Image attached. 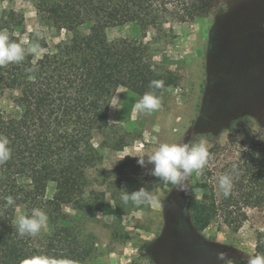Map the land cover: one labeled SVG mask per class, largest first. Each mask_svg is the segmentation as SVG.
I'll return each mask as SVG.
<instances>
[{"label": "trees", "instance_id": "1", "mask_svg": "<svg viewBox=\"0 0 264 264\" xmlns=\"http://www.w3.org/2000/svg\"><path fill=\"white\" fill-rule=\"evenodd\" d=\"M27 11L34 14L31 30L15 33L16 27L23 30ZM208 11L206 0H12L6 14L0 13V32L27 52L20 63L0 67V136L8 138L11 150L0 165V264H25L35 257L48 264H94L97 247L81 236L64 204L107 226L112 239L128 238V202L116 198L113 212L106 213L105 191L90 186L86 170L102 159L103 147L130 144L131 132L117 121L125 93L152 92L163 104L161 91L178 87L180 76L154 59L152 42L124 37L121 30L151 27L159 36L167 24L192 22ZM44 26L65 29L70 39L52 50L39 29ZM22 37L37 51H28ZM153 80L164 86L150 88ZM95 132L103 135L98 146L92 143ZM208 151L195 184L199 194L190 205L194 227L203 230L219 220L236 229L249 210H257L263 219L252 226L251 252L223 263L247 264L249 257L264 254V124L232 125L227 142ZM224 174L233 180L227 198L218 192ZM49 181L55 190L48 198ZM8 196L14 205L5 203ZM34 208L46 212L48 221L37 236L21 237L17 213L30 215Z\"/></svg>", "mask_w": 264, "mask_h": 264}, {"label": "rangeland", "instance_id": "2", "mask_svg": "<svg viewBox=\"0 0 264 264\" xmlns=\"http://www.w3.org/2000/svg\"><path fill=\"white\" fill-rule=\"evenodd\" d=\"M206 2L207 13L192 22H171L159 36L151 27L143 31L129 25L121 30L124 37L152 42L154 59L173 68L184 85L163 89L161 108L150 114L135 112L134 105L141 98L135 94L127 118L142 130L130 131V144L122 149L103 147L102 159L86 170L90 186L105 191L106 213L113 212L115 199H122L127 192L144 193L143 202L128 201L132 219L124 227L126 240L112 239L107 226L90 221L71 204L62 206L75 219L81 236L97 247L94 264H221L216 258L218 251L227 254L225 263L248 256L252 250V226L260 225L261 213L249 210L248 219L236 229L218 220L197 230L190 205L199 194L195 184L200 173L188 179L190 193L185 194L150 175L152 165L142 168L136 157L129 156L149 154L164 142L194 145L204 141L207 148L223 145L232 125L264 124V0ZM11 4L12 0H0V13L6 14ZM33 15L25 12L23 30L16 27L15 33L31 30ZM39 29L52 50L71 36L65 29ZM21 41L27 43L28 50L37 51L38 46L25 37ZM121 119L122 104L117 121ZM102 140L101 133L93 134L94 145ZM54 190L55 183L49 181L46 197H52ZM24 213L19 210L15 220Z\"/></svg>", "mask_w": 264, "mask_h": 264}, {"label": "clouds", "instance_id": "3", "mask_svg": "<svg viewBox=\"0 0 264 264\" xmlns=\"http://www.w3.org/2000/svg\"><path fill=\"white\" fill-rule=\"evenodd\" d=\"M28 51H35L30 49ZM27 52L20 44L11 42L5 32H0V67L8 64H18L25 59ZM164 86L162 80H153L149 87L159 89ZM114 108L115 105L110 104ZM161 98L152 92L145 93L134 105L137 114H150L161 108ZM119 109V108H117ZM7 137L0 136V165L5 164L11 158V150L8 147ZM136 157V162L142 168L152 165L148 173L158 180L171 184L176 190L185 194L190 193L187 185L188 179L194 174H199L207 165L209 151L204 141L194 145L188 143H160L151 153L146 155H129ZM122 159V158H121ZM233 188V180L230 174L221 175L218 178V192L224 198L230 196ZM124 195L122 199L128 202L130 199L135 203L143 202L146 197L140 190ZM5 203L12 206L15 199L12 196L5 197ZM48 216L39 208H34L30 215H19L16 219V231L19 236H37L46 225ZM216 258L223 264L227 259L224 251H218ZM25 264H48V261L41 257H35ZM247 264H264V254L249 257Z\"/></svg>", "mask_w": 264, "mask_h": 264}, {"label": "crops", "instance_id": "4", "mask_svg": "<svg viewBox=\"0 0 264 264\" xmlns=\"http://www.w3.org/2000/svg\"><path fill=\"white\" fill-rule=\"evenodd\" d=\"M197 75V73H196ZM183 79L180 78L179 80V88H181L183 86ZM170 87V86H169ZM172 87V86H171ZM176 87V88H178ZM167 88V87H165ZM163 88V89H165ZM175 88V87H174ZM136 93L132 92L131 90H128L123 99H122V108L124 109V119H121L120 121L124 124L125 128L128 131H138L140 132L142 129L140 127V125L138 123H135L134 121H132L131 119H128V115H127V109L129 108L130 105V100L132 99V97L135 95ZM137 95V94H136ZM128 117V118H127Z\"/></svg>", "mask_w": 264, "mask_h": 264}]
</instances>
